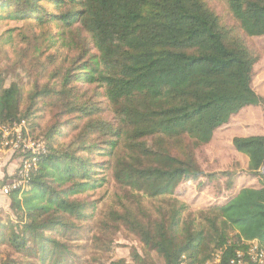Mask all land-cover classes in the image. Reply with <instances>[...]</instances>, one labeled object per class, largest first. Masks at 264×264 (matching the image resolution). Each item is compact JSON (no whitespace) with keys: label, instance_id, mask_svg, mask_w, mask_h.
<instances>
[{"label":"trees","instance_id":"obj_1","mask_svg":"<svg viewBox=\"0 0 264 264\" xmlns=\"http://www.w3.org/2000/svg\"><path fill=\"white\" fill-rule=\"evenodd\" d=\"M224 1L247 36H264V0ZM0 10V19H30L41 28L57 24L60 31H44L42 44L50 48L59 42L76 52L62 90L35 86L27 101L23 88L7 86L0 74V145L4 125L27 120L31 132H38L34 114L39 99L58 93L68 97L63 108L61 99L53 104V123L39 133L47 151L31 171L28 188L8 194L16 221L5 220L0 211V244L36 255L44 264L59 246L47 231L66 225L68 217H88L89 202L78 196L97 186L94 168L99 163L89 155L100 144H88L97 134L109 137L103 141L104 153L111 156L116 182L165 204L155 214L143 210L144 218L129 208L117 213L144 251H135L132 263L113 264H154L152 252L164 264L216 259L229 264L250 241L264 242L263 135L232 139L233 148L249 158L244 176L232 178L234 187L245 182L235 193L195 211L173 197L183 181L192 184L191 179L211 176L197 150L214 143L216 132L244 107L264 105L253 86L261 52L235 34L236 28L222 25L206 0H0ZM84 86L104 95L112 121L98 118L107 111L100 102L79 103L87 94ZM74 112L88 119L82 129L73 126L78 133L68 146L57 144V135L71 125L62 115ZM249 179L260 186H250Z\"/></svg>","mask_w":264,"mask_h":264},{"label":"rangeland","instance_id":"obj_2","mask_svg":"<svg viewBox=\"0 0 264 264\" xmlns=\"http://www.w3.org/2000/svg\"><path fill=\"white\" fill-rule=\"evenodd\" d=\"M206 3L219 16L222 25L227 28H236L235 34L241 35L249 47L261 52L262 56L255 66L253 80V86L260 89L264 86V36H247L240 29L239 22L231 16L224 0H206ZM30 21V19L9 17L0 19V74L7 86L18 83L23 88L25 101L30 97L35 86L62 90L66 71L73 65L76 54L74 50L64 47L59 42L50 48L47 47L48 43L42 44V33L49 30L52 33H58L60 28L57 24L50 25V28H41L32 25ZM46 38L47 35H44L45 42H47ZM88 46L92 53L96 52L91 43ZM83 90H87V94L79 97V103L100 102L107 111L103 109L98 118L112 121L113 116L104 95H97L95 87L84 86ZM59 99H61L59 105L63 108V102H67L68 97L63 99L60 93L38 100L34 121L39 130L34 134L35 137H40L39 133H44L53 123L52 117L55 111L53 104ZM66 118L71 120V125L65 129L64 134L57 135V144L68 146L75 140L73 138L78 133L73 126L81 124L82 129L88 118H82L80 112L64 114L61 120ZM218 136L221 137L219 141L197 150L199 163L211 176L191 179L192 184H189V181H183L178 188V193L176 191L173 195L174 198L190 205V210L207 208L217 203L216 198L222 195L226 197L245 186L244 181L236 182L235 187L233 185L234 180L244 176H242L245 170L244 159L233 152V146L230 144V139L225 138L224 131H221ZM107 139L109 137L94 135L88 144H100L97 146L100 147L97 148L99 150L95 149L91 155L87 152L81 153L89 155L92 162L99 163V166L94 168V171H97L94 177L98 180L96 188L78 196L79 199L89 202L88 217L84 219L68 217L66 225L47 231V235L56 239L59 246L54 248L56 252L44 264H113L120 261L132 263L135 251L143 254L144 247L140 239L131 231L127 222L116 219L117 213H122L129 208L144 218L143 210L155 214V210L165 204L158 198H150L137 191L133 192L129 188H123L116 182L111 163H109L111 156L104 153L108 152L103 145V141ZM13 159L12 157V162L15 160ZM224 171H228L229 176H224ZM212 173L215 174L212 175ZM231 184L232 191L228 188ZM8 217L16 221L15 212L11 210L6 211L3 218L6 220ZM151 258L154 264H164L163 259L155 252L151 253ZM218 262L219 260L216 259L210 264H218ZM30 263L42 264L36 255L29 256L26 252H17L10 246L0 244V264Z\"/></svg>","mask_w":264,"mask_h":264},{"label":"built area","instance_id":"obj_3","mask_svg":"<svg viewBox=\"0 0 264 264\" xmlns=\"http://www.w3.org/2000/svg\"><path fill=\"white\" fill-rule=\"evenodd\" d=\"M3 142L0 151L16 158L17 166L13 178L3 188L6 195L13 190L28 188L30 173L36 167L39 156L47 151L45 140L35 137L31 132L30 123L22 120L13 125L1 127ZM264 178V165L259 169ZM229 264H264V242L252 240L245 250H238Z\"/></svg>","mask_w":264,"mask_h":264},{"label":"crops","instance_id":"obj_4","mask_svg":"<svg viewBox=\"0 0 264 264\" xmlns=\"http://www.w3.org/2000/svg\"><path fill=\"white\" fill-rule=\"evenodd\" d=\"M255 88V87H254ZM256 92L260 97L264 99V86L260 89H256ZM220 131L225 132V138L230 139V144H232V139L235 136H253V135H263L264 136V105H250L244 107L237 114H235L230 123L220 129ZM221 139L218 136V132H216L214 137V143ZM233 148V147H232ZM233 152L236 155L240 156L244 159V168L247 167L249 158L247 155L237 152L233 148ZM9 154L3 153L0 151V211H8L10 210V197L2 192V188L9 183V181L13 178L14 172L17 166V160L14 158V162L11 161ZM252 182L253 187H259L260 183L255 182L254 180H248Z\"/></svg>","mask_w":264,"mask_h":264}]
</instances>
